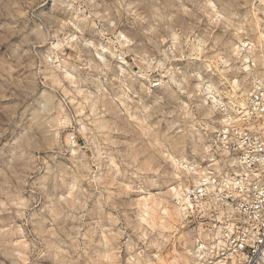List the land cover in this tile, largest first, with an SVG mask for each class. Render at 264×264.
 I'll return each mask as SVG.
<instances>
[{
	"label": "clouds",
	"instance_id": "1",
	"mask_svg": "<svg viewBox=\"0 0 264 264\" xmlns=\"http://www.w3.org/2000/svg\"><path fill=\"white\" fill-rule=\"evenodd\" d=\"M0 264H264V0H0Z\"/></svg>",
	"mask_w": 264,
	"mask_h": 264
}]
</instances>
